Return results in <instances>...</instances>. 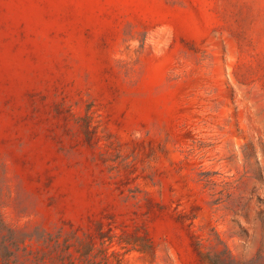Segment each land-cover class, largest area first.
<instances>
[{
    "label": "rangeland",
    "instance_id": "rangeland-1",
    "mask_svg": "<svg viewBox=\"0 0 264 264\" xmlns=\"http://www.w3.org/2000/svg\"><path fill=\"white\" fill-rule=\"evenodd\" d=\"M0 221L264 264V0H0Z\"/></svg>",
    "mask_w": 264,
    "mask_h": 264
},
{
    "label": "trees",
    "instance_id": "trees-1",
    "mask_svg": "<svg viewBox=\"0 0 264 264\" xmlns=\"http://www.w3.org/2000/svg\"><path fill=\"white\" fill-rule=\"evenodd\" d=\"M93 243L76 230L26 234L0 221L1 264H109L106 249L97 253ZM115 256L114 254H112ZM225 254H202L204 264H228Z\"/></svg>",
    "mask_w": 264,
    "mask_h": 264
}]
</instances>
